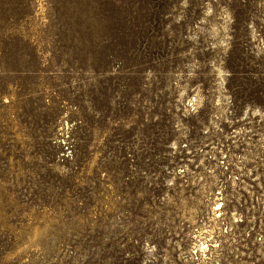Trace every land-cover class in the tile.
I'll use <instances>...</instances> for the list:
<instances>
[{"label":"rangeland","instance_id":"obj_1","mask_svg":"<svg viewBox=\"0 0 264 264\" xmlns=\"http://www.w3.org/2000/svg\"><path fill=\"white\" fill-rule=\"evenodd\" d=\"M0 264H264V0H0Z\"/></svg>","mask_w":264,"mask_h":264},{"label":"built area","instance_id":"obj_2","mask_svg":"<svg viewBox=\"0 0 264 264\" xmlns=\"http://www.w3.org/2000/svg\"><path fill=\"white\" fill-rule=\"evenodd\" d=\"M246 131L247 130L245 128V133L244 134L249 135L250 133L246 132ZM229 134L226 137V143H227L226 145L230 147L231 139H230V135ZM236 136H237V133H236ZM246 140H249V139H246ZM219 152L221 153L222 151L219 149ZM230 153L232 155L233 149H230ZM215 154L216 153H214L213 155H215ZM231 155H223V156H221V158L222 157H224V158L229 157L227 159L229 161L230 159H232ZM244 160H245V158H244ZM207 173H209V170L207 171ZM204 177H207V176L204 175ZM233 180H236V179L234 178ZM204 187H206V188H209V187L210 188H215L213 185L207 184V183H206V185H204ZM228 189L229 188L226 189V188L223 187L222 189L217 190V192L214 194L215 201H214V203H213V205L211 207L212 210H213V216H214L213 219H214V221H213V219L211 220L213 222L212 224H209V226L211 225V227L209 228V226H205L204 225V226H201L199 230H196V229L193 230L194 231V244H193L192 250H191L192 254L198 255V256H200L202 258H204V256L206 257V255H208L207 257H209L210 259H213V256L215 258V255L213 254L214 252H212V254H211V252H208V250L210 249V246H212L211 248H213V247H217L219 245H220V247H219V250L217 252V256H219V254H221L220 250H221L223 244L218 243V238H217L218 234L217 233L213 234V233L215 232V229H216L215 225L216 224L220 225L222 223L220 221V219H221V216L224 214L223 210H222V209H224L223 206L225 204H227L226 196H227V193H228ZM204 194H205V191L199 193V198L203 199L204 198ZM209 194H210V192L206 191V195H209ZM191 206L194 209L191 211L190 218H191L192 223L195 222L194 225H196V222H197V221H195L196 220V214H195L196 213V206H195V204H192V203H191ZM197 208H201V206L197 205ZM221 228H222V226H221ZM195 232H196V234H195ZM203 242H204V244L207 245L206 246V251H203L202 248L198 247L199 243L203 244ZM215 261H217V260H215Z\"/></svg>","mask_w":264,"mask_h":264},{"label":"bare ground","instance_id":"obj_3","mask_svg":"<svg viewBox=\"0 0 264 264\" xmlns=\"http://www.w3.org/2000/svg\"><path fill=\"white\" fill-rule=\"evenodd\" d=\"M261 48H263V47H261ZM203 244H204V242H203ZM202 243H199V245H198V247H200V248H202L203 249V251H206V244H204L203 245Z\"/></svg>","mask_w":264,"mask_h":264}]
</instances>
